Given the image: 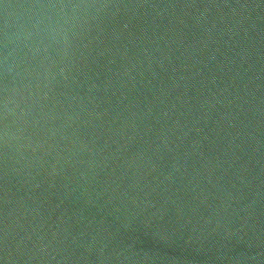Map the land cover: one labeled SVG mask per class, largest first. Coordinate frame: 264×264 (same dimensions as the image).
Instances as JSON below:
<instances>
[{
	"label": "water",
	"instance_id": "obj_1",
	"mask_svg": "<svg viewBox=\"0 0 264 264\" xmlns=\"http://www.w3.org/2000/svg\"><path fill=\"white\" fill-rule=\"evenodd\" d=\"M0 264H264V0H0Z\"/></svg>",
	"mask_w": 264,
	"mask_h": 264
}]
</instances>
